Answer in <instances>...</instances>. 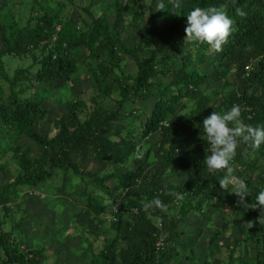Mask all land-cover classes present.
<instances>
[{
    "label": "trees",
    "instance_id": "1",
    "mask_svg": "<svg viewBox=\"0 0 264 264\" xmlns=\"http://www.w3.org/2000/svg\"><path fill=\"white\" fill-rule=\"evenodd\" d=\"M88 1L24 0L29 13L24 24L19 13L0 6V134L12 141L8 149L18 167L14 178L0 182V264H45L46 248L26 247L24 239L4 231V217L15 189L30 192L55 173L70 171L94 181V192L83 191L93 219L105 222L106 201L112 202L109 226L93 232L113 233L103 239L92 264H118V259L161 264L192 211L207 215L225 202L242 221L224 262L248 242L254 246L253 263L264 264V212L253 208L264 188V144L252 149L238 142L233 175L250 193L241 202L230 193L233 185L219 186L223 170L206 168L210 153L201 138L204 118L233 105L240 106L243 124L264 125V0H112L100 14L92 9L94 0ZM195 7H216L232 18L233 30L219 52L186 40L187 14ZM72 8L77 12L70 16ZM129 26L131 46L123 37ZM127 56L135 71L125 67ZM80 73L94 79L111 107L94 91L58 95L55 83L64 80L65 86ZM52 96L59 108L53 116L47 106ZM45 121L52 123V134H43ZM23 135L40 146L38 154L19 143ZM8 149L0 146L4 154ZM73 154L106 167L98 173L81 169ZM169 174L186 178L179 184ZM70 183L71 189L77 185ZM154 198L161 207L145 208ZM116 202L120 206L114 208ZM223 229L212 231L209 264H219L214 246ZM159 236L165 238L162 248L156 245Z\"/></svg>",
    "mask_w": 264,
    "mask_h": 264
},
{
    "label": "rangeland",
    "instance_id": "2",
    "mask_svg": "<svg viewBox=\"0 0 264 264\" xmlns=\"http://www.w3.org/2000/svg\"><path fill=\"white\" fill-rule=\"evenodd\" d=\"M111 1L94 0L95 5L92 9L95 13L100 14ZM76 2L86 4L89 1L76 0ZM3 4L7 6V9L19 13L22 24L29 18V13L25 10L24 0H0V6ZM76 12L77 10L72 8L70 16ZM158 12L159 8L157 7L156 13ZM87 20L89 21V19ZM159 23L160 27H163L161 17L158 16L157 24L159 25ZM133 34V26L124 28L123 37L129 46L133 44ZM84 57L85 53L80 55L79 58L82 60ZM12 64L15 65L14 63ZM80 66L82 71L85 72V69H87L86 65L81 64ZM125 67L130 71L136 70L133 57L127 56ZM63 81L59 80L55 83L58 95L63 96V98L68 97L69 93L76 96L82 92L88 94V92L94 91V93H98V99L104 104L109 107L113 105L111 99L99 92L100 90L91 76L84 77L83 73H80V75L75 74L65 86ZM55 99L52 96L47 101V106L52 111L51 116L57 115L59 109L54 103ZM151 104V102L148 103L147 109H149ZM125 107L131 108V105H126ZM52 129V123L45 121L42 128L43 134H50ZM156 138V136L152 137V143L156 141ZM11 142L10 139L0 134L1 147L5 146L8 149ZM19 143L30 145L37 154L40 152V146L25 135L21 137ZM11 154L12 152L9 149L8 153L0 152V182L11 180L18 172L16 161ZM72 156L78 161L81 169L98 173L104 171L103 169L106 167L105 164H100L90 158L76 154ZM120 171H124V168H120ZM72 172L70 171L67 176H64L61 172L55 173L46 182L31 188V193L27 192L26 188L15 189L16 192L12 195L11 211L5 217L3 216L5 218L2 225L4 231H13L19 238L24 239L26 247L46 248L45 264H92L90 260L93 254L101 250L104 238L113 233L112 230L107 234L99 233L98 235L93 232L94 230L102 229L104 226H109L111 200L108 199L106 201L105 222L93 219L86 207L87 197L83 195V191L86 193L94 192V181L90 177H86L85 181L80 175L72 174ZM167 178L180 184L186 176L180 174L172 176V174H169ZM70 182L78 186L76 185V187L71 189L72 184ZM108 185L114 187L115 182L108 181ZM169 212L177 213V209H171ZM240 221H242L241 214L233 211L232 207L228 206V202L223 204L222 210L213 208L207 215L192 211L182 224L181 230L183 233L181 237L169 242V245L174 247V249L169 252L161 264H209L208 261H205L208 257L207 247L212 231L219 227L224 229L214 246L216 251H218L215 258H217L219 264H226L223 260L229 255V250L226 247L234 246V238L238 233L236 225ZM241 256L247 258L245 264H254V246L248 242H243L241 246H237L233 258L228 260L229 264H244L239 259ZM118 264H121L120 259H118Z\"/></svg>",
    "mask_w": 264,
    "mask_h": 264
},
{
    "label": "clouds",
    "instance_id": "3",
    "mask_svg": "<svg viewBox=\"0 0 264 264\" xmlns=\"http://www.w3.org/2000/svg\"><path fill=\"white\" fill-rule=\"evenodd\" d=\"M232 30L233 20L222 9L195 7L187 14L186 40L205 43L216 52L221 50ZM240 116L239 105H233L227 111L211 112L201 124V138L206 142L210 153L204 158L206 168L213 172L223 170L224 175L218 179L219 186L226 190L229 185H233L230 193H234L244 202L250 193L246 182L233 175L231 162L235 157L238 142L247 143L252 149L264 144V125L243 124ZM119 206L120 202H116L114 208ZM152 206L161 207V201L154 198L144 205L145 208ZM256 207L260 208L261 213L264 212V188L255 196L253 208ZM158 227H162V223H158Z\"/></svg>",
    "mask_w": 264,
    "mask_h": 264
},
{
    "label": "built area",
    "instance_id": "4",
    "mask_svg": "<svg viewBox=\"0 0 264 264\" xmlns=\"http://www.w3.org/2000/svg\"><path fill=\"white\" fill-rule=\"evenodd\" d=\"M164 244H165V238L163 236H159L156 242L157 248H162Z\"/></svg>",
    "mask_w": 264,
    "mask_h": 264
}]
</instances>
